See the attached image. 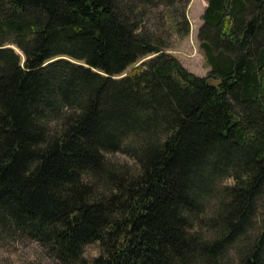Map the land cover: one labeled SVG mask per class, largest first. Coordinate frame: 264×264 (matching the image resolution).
<instances>
[{
	"label": "trees",
	"instance_id": "1",
	"mask_svg": "<svg viewBox=\"0 0 264 264\" xmlns=\"http://www.w3.org/2000/svg\"><path fill=\"white\" fill-rule=\"evenodd\" d=\"M204 1L207 77L190 0H0V249L264 264V0Z\"/></svg>",
	"mask_w": 264,
	"mask_h": 264
},
{
	"label": "rangeland",
	"instance_id": "2",
	"mask_svg": "<svg viewBox=\"0 0 264 264\" xmlns=\"http://www.w3.org/2000/svg\"><path fill=\"white\" fill-rule=\"evenodd\" d=\"M207 4L204 0H190L187 7V17L190 23V32L182 40H175L170 45L168 53L174 56L181 65L190 73L198 77H207L209 68L207 67L204 56L199 48L198 30L202 25V16ZM151 58L147 57L146 59ZM125 75L120 76L124 77ZM116 160L131 162L121 154L114 156ZM99 249L97 245L90 246L85 250V257L92 259L97 257ZM36 260V264H56L52 260H47L43 252L34 244L26 243H7L0 249V264H28L29 261Z\"/></svg>",
	"mask_w": 264,
	"mask_h": 264
},
{
	"label": "bare ground",
	"instance_id": "3",
	"mask_svg": "<svg viewBox=\"0 0 264 264\" xmlns=\"http://www.w3.org/2000/svg\"><path fill=\"white\" fill-rule=\"evenodd\" d=\"M149 59V58H148ZM144 60H146V59H144Z\"/></svg>",
	"mask_w": 264,
	"mask_h": 264
}]
</instances>
